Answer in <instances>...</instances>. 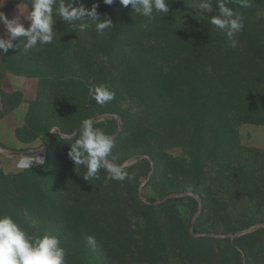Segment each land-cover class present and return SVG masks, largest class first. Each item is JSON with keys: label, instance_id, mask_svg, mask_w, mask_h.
<instances>
[{"label": "rangeland", "instance_id": "obj_1", "mask_svg": "<svg viewBox=\"0 0 264 264\" xmlns=\"http://www.w3.org/2000/svg\"><path fill=\"white\" fill-rule=\"evenodd\" d=\"M0 4L29 26L31 0ZM247 12L264 35V0ZM59 20L53 43L24 53L16 38L0 54L2 216L57 236L67 264H264V121L205 97L196 79L164 85L166 64L141 52L156 48L123 44L127 31L113 40ZM99 84L115 93L103 106L89 94ZM87 118L115 137L109 159L124 180L103 169L85 180L69 158ZM37 152L43 165L17 168Z\"/></svg>", "mask_w": 264, "mask_h": 264}, {"label": "trees", "instance_id": "obj_2", "mask_svg": "<svg viewBox=\"0 0 264 264\" xmlns=\"http://www.w3.org/2000/svg\"><path fill=\"white\" fill-rule=\"evenodd\" d=\"M194 1L166 0L169 12L158 14L150 22L142 15L134 20L123 19L131 6L124 7L119 0L111 6L103 0H79V3L89 10L98 4L101 18L105 14L111 18L113 28L105 29L104 34L114 31L113 40L127 31L130 36L121 41L123 44L130 42L139 48H156H144L141 52L145 55L154 52L151 54L166 64L167 69L162 72L164 85L175 81L183 82L189 88L187 81L196 79L202 83L205 97H228L232 99L230 107L238 104L237 108L246 116H257L264 121V35L249 19L248 7L241 8L231 0L228 2L229 7L242 14L244 22L243 31L236 35L237 43L233 47L227 35L210 22L217 12L216 0H213L214 11L203 16L193 10ZM74 6H77L76 0ZM59 23L61 21L57 19L55 26ZM88 28L95 29V25ZM140 59L142 57L137 61ZM1 213L0 210V217Z\"/></svg>", "mask_w": 264, "mask_h": 264}, {"label": "clouds", "instance_id": "obj_3", "mask_svg": "<svg viewBox=\"0 0 264 264\" xmlns=\"http://www.w3.org/2000/svg\"><path fill=\"white\" fill-rule=\"evenodd\" d=\"M116 0H103L106 5H113ZM229 0H216V15L210 22L217 29L223 31L236 46V35L243 31L244 22L240 12L228 6ZM241 8L250 7V0H231ZM4 3V0H3ZM31 0V8L26 19L30 21L26 28L17 19H9L0 11V23L5 27V36H0V54L7 53L16 47L13 40L23 38V51L29 53L40 50L45 45L54 41L56 33L53 25L57 18L67 22L73 30L85 31L95 25L99 36L104 35L105 29L113 28L112 20L106 14L101 18L97 11L98 4L89 10L76 0ZM119 3L134 10V13L153 21L158 14H167L169 4L166 0H119ZM3 7V4H0ZM198 9L202 12L212 13L213 0H201ZM163 15V16H164ZM85 16L88 17L85 20ZM89 94L97 104L103 106L115 99V93L107 84H99L89 89ZM116 139L95 126L92 118L81 122L79 138L70 145L69 158L76 164L85 166L87 171L85 180L95 178L103 169L113 179L124 180L128 174L123 167L109 159L115 146ZM39 151H43L39 149ZM45 160L37 152L36 155H26L17 163L20 170H29L35 165H43ZM130 178V177H128ZM89 245L95 246L94 236L88 237ZM0 264H67L66 251L61 246L60 240L54 235L33 236L22 229L11 216L0 217Z\"/></svg>", "mask_w": 264, "mask_h": 264}]
</instances>
